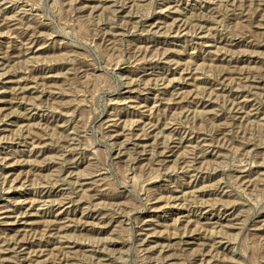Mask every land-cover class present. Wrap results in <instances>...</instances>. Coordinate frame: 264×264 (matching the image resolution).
Masks as SVG:
<instances>
[{"label":"rangeland","instance_id":"374dc122","mask_svg":"<svg viewBox=\"0 0 264 264\" xmlns=\"http://www.w3.org/2000/svg\"><path fill=\"white\" fill-rule=\"evenodd\" d=\"M0 264H264V0H0Z\"/></svg>","mask_w":264,"mask_h":264},{"label":"bare ground","instance_id":"6f19581e","mask_svg":"<svg viewBox=\"0 0 264 264\" xmlns=\"http://www.w3.org/2000/svg\"><path fill=\"white\" fill-rule=\"evenodd\" d=\"M254 2H255V1H254ZM99 3H100V2H99ZM261 3H263V1H262ZM125 4H126V3H125ZM211 43H212V42H211ZM147 46H148V45H147ZM178 71H179V70H178ZM134 77H135V76H134ZM194 82H195V81H194ZM8 90H9V89H8ZM144 136H145V135H144ZM148 136H149V135H148ZM141 138H142V137H141ZM148 138H149V137H148ZM148 138L146 137V139H142V142L147 141ZM10 139H11V138H10ZM26 139H27V138H26ZM140 141H141V139H140ZM142 142H141V143H142ZM147 142H148V141H147ZM147 142H146V143H147ZM146 143H144V144H146ZM147 144H148V143H147ZM172 148H173V147H171V148H169V149L171 150ZM61 149H62V148H61ZM173 149H175V148H173ZM173 149H172V151H173ZM168 151H169V150H168ZM172 151H171V152H172Z\"/></svg>","mask_w":264,"mask_h":264}]
</instances>
